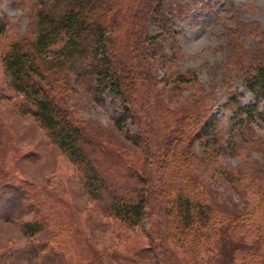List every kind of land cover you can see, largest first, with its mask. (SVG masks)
<instances>
[{"label": "rangeland", "instance_id": "obj_1", "mask_svg": "<svg viewBox=\"0 0 264 264\" xmlns=\"http://www.w3.org/2000/svg\"><path fill=\"white\" fill-rule=\"evenodd\" d=\"M147 1L113 0L110 12L107 46L116 66L126 64L129 92L120 99L132 118L116 123L122 101L97 90L87 67L76 75L64 66L42 80L92 141L87 150L109 178L125 181L126 190L127 181L141 182L126 169L144 178L145 215L129 226L86 194L77 164L22 108L1 57L11 42L35 39L36 0H0L7 21L0 36V184L25 192L17 206L0 190V264L39 263L32 244L62 232L70 235L62 253L70 264H264V121L234 116L238 105L255 102L245 78L264 60V0H159L161 10L152 13L144 12ZM130 10L146 14L147 38ZM130 30L138 32L133 47ZM62 44L41 57L56 58ZM203 122L215 126L219 144L199 130ZM186 190L212 206L216 222L208 229L183 234L167 215ZM34 218L42 230L29 238L21 223Z\"/></svg>", "mask_w": 264, "mask_h": 264}, {"label": "trees", "instance_id": "obj_2", "mask_svg": "<svg viewBox=\"0 0 264 264\" xmlns=\"http://www.w3.org/2000/svg\"><path fill=\"white\" fill-rule=\"evenodd\" d=\"M147 2L148 8L144 12L152 13L161 10L162 5L159 0ZM113 8V0H36L33 7L37 27L35 39L29 42L27 40L11 42L8 49L3 52L1 61L5 70L11 75L13 89L22 95L23 107H21L39 121L69 160L77 164L86 194L95 202L101 203L103 211L133 226L138 225L145 215L148 201L146 192L149 189L143 184L144 178L136 176L138 172L133 168L132 171L126 169L128 177L141 179V182H138L140 186L127 181L130 186V190L127 188L128 191L125 188L122 189L125 187V181L117 184L118 180L115 182L114 179L109 178L105 173L103 161L94 159V155L87 150V146L93 144L92 141L86 139L85 132L74 124L67 109L63 108L57 102L56 96L42 84V80L50 74L51 70H62L64 66H68L76 75H82V69L87 67L94 74L97 90H106L111 97L117 96L119 99L124 97L125 90L129 92L127 86H129L130 76L126 71V64L119 63L116 66L115 55L107 46L112 41L110 31L115 24L114 15L110 14ZM130 12L129 20L139 19L138 31L144 39L147 38L145 22L143 24L140 21L146 19V14L139 16L136 10H130ZM162 20L168 24L164 16ZM6 26V18H0V36L6 30ZM132 31L129 32L131 47L135 46L133 37L138 33ZM61 40L63 44L58 48L56 58L47 61L41 57L43 50ZM245 82L248 90L253 93L255 102L247 106L238 105L234 116L239 122H242V116H245L247 123L257 118L264 121V109L259 110V105L264 103V60L255 65L252 74L245 78ZM120 100L123 107L121 113L116 116L118 125H122L125 120L133 116V111L125 100ZM201 125L199 130L204 129L210 137V145L212 146L213 143L216 145L219 133L215 130V126L204 122ZM126 166L129 167V165ZM3 186L0 184V190ZM3 190V195L19 202L17 206L25 200L24 191L22 196L18 189L9 190L4 187ZM186 191L184 192L186 194L179 193L181 196L175 198L177 199L176 203L174 201L175 205L171 203L167 215H172L178 220L176 226L179 228L178 225H181L180 232L183 231V234L194 228L208 229L211 223L216 222L213 219L215 215L212 206L203 198L197 197L199 193ZM2 200L4 198L1 195L0 204ZM42 225L40 219L34 218L23 221L21 229L27 237L33 238L42 230ZM200 232L199 230L197 233ZM201 234L199 236L202 238ZM59 235V233H53L42 242L31 243L34 246V258L39 260L36 264H70L63 261L64 254H62L68 249L67 241V245L63 247L65 242L63 240H67L68 234L62 232L60 237ZM56 239L57 249L53 247ZM43 250H45L43 253L40 252ZM37 252L40 253L37 254Z\"/></svg>", "mask_w": 264, "mask_h": 264}]
</instances>
